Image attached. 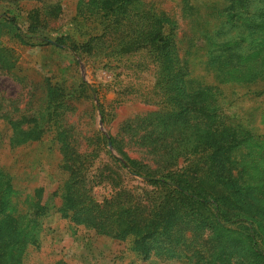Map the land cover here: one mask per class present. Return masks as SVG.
Listing matches in <instances>:
<instances>
[{
	"label": "trees",
	"instance_id": "16d2710c",
	"mask_svg": "<svg viewBox=\"0 0 264 264\" xmlns=\"http://www.w3.org/2000/svg\"><path fill=\"white\" fill-rule=\"evenodd\" d=\"M137 5L141 0H95L91 16L97 17L101 33L87 34L83 43H74L68 34L49 38L37 33L46 24L38 13L28 18L27 31L33 35H17L25 46L71 52L84 48L101 53L107 43L116 42L118 53L143 52L155 67L154 99L146 103L155 102L158 110L128 119L116 134L98 138L112 149L114 155H107L121 169L152 189L141 195L120 190L102 203L89 195L91 185L99 184L89 170L96 153L71 130H60L66 93L46 87L44 109L24 136L37 142L51 133L60 146L62 169L68 173L60 189L62 216L99 235L131 239L132 250L144 258L157 247H179L182 223L200 224L189 225L205 234L196 256H206L197 264H264V136L252 133L250 123L230 117L220 106L224 87L249 88L264 81V60L256 68L247 65L264 51V0H229L228 23L241 34L211 44L215 51H209L203 74L190 69L182 55L174 17L156 8L131 13ZM183 9L193 8L186 0ZM242 36L256 43L257 50L241 51ZM3 59L0 71L8 69ZM84 88L89 87L83 83ZM12 190L11 178L0 168V264H20L28 248H39L42 233L39 194L27 202V211H18ZM167 254L158 255L173 257Z\"/></svg>",
	"mask_w": 264,
	"mask_h": 264
},
{
	"label": "rangeland",
	"instance_id": "374dc122",
	"mask_svg": "<svg viewBox=\"0 0 264 264\" xmlns=\"http://www.w3.org/2000/svg\"><path fill=\"white\" fill-rule=\"evenodd\" d=\"M94 1L0 0V58L7 61L8 68L0 71V168L11 178L12 201L18 211H27V202L35 192L44 207V215L38 219L42 228L39 248H28L20 264H54L59 260L66 264H197L206 256H196L202 250L205 234L200 227L189 225L200 224L182 223L185 229L179 247H157L159 250L144 258L132 250L131 239L102 236L77 225L70 217L64 218L60 189L68 173L62 169L60 146L51 133L37 142L27 141L24 136L37 113L44 109L46 87L57 86L68 100L60 113V130H71L79 143L96 153L89 165L99 183L91 185L92 200L102 203L120 190L141 195L152 189L121 169L107 155V151L114 155L112 149L98 140L102 134H116L126 120L158 110L155 102L146 103L154 99L155 67L151 58L143 52L122 55L116 42L107 43L101 53L95 49L86 53L84 48L71 52L49 45L25 46L17 38L19 33L33 35L27 31V23L35 13L46 21L37 32L46 37L68 34L74 43H83L87 34L100 35L99 21L91 16ZM187 1L191 11L183 9L186 0H141L142 5L135 6L131 13L156 8L173 16L182 55L190 69L203 74L209 51H215L211 44L231 41L241 33L238 26L228 23L225 9L229 0ZM241 38V51L257 50L250 38ZM263 60L264 51H260L248 59L247 65L256 68ZM83 83L89 88L81 89ZM94 90L96 94L91 92ZM224 90L220 106L225 113L245 119L252 133L264 136V81L249 88L233 85ZM160 253L173 257L161 258Z\"/></svg>",
	"mask_w": 264,
	"mask_h": 264
}]
</instances>
